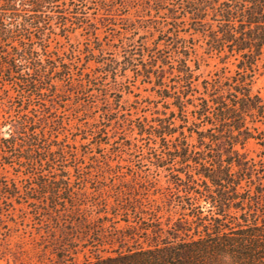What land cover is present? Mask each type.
Returning <instances> with one entry per match:
<instances>
[{
	"label": "trees",
	"instance_id": "16d2710c",
	"mask_svg": "<svg viewBox=\"0 0 264 264\" xmlns=\"http://www.w3.org/2000/svg\"><path fill=\"white\" fill-rule=\"evenodd\" d=\"M153 2L163 19L152 27L159 29L155 42L125 44L122 59L106 64L93 44L100 19L88 14L85 0H0V164L20 179V186L1 182L0 203L23 202L35 208L41 226L60 231L63 240L55 246L60 264H264V133L257 126L264 106L252 92L264 60V0ZM78 31L89 42L84 53L56 47L57 38L67 40ZM193 35L202 41L203 54L221 64L208 78L198 74V58L192 59ZM89 63L107 77L136 71L168 99L173 108L168 115L133 128L147 141L154 170L169 176L160 194L165 205L181 212L175 220L166 218L164 228L161 212L137 199L103 205L98 222L133 220L145 226L150 220L155 225L141 229H150L152 237L143 233L141 246H126L123 239L135 234L112 226L110 238H93V259L79 263L76 248L91 243V229L83 218L88 211L83 188L70 179L68 169L75 171L79 160L65 141L59 109L68 92L76 98L93 91L108 95L86 72ZM251 139L262 148L258 160L239 150ZM105 245L110 255L100 256Z\"/></svg>",
	"mask_w": 264,
	"mask_h": 264
},
{
	"label": "rangeland",
	"instance_id": "374dc122",
	"mask_svg": "<svg viewBox=\"0 0 264 264\" xmlns=\"http://www.w3.org/2000/svg\"><path fill=\"white\" fill-rule=\"evenodd\" d=\"M85 1L89 7L88 14L93 16L92 14L98 13L100 19V23L97 24L99 40L93 43L96 48H101L103 53L98 60L106 64L114 60L119 62L124 56L123 47L127 48L129 45L139 47L142 43L150 45L155 42L159 29L152 27L156 26L157 22L161 23L163 19L157 17L153 9V0ZM99 4L102 9L95 11L94 8ZM59 11L62 9L59 8ZM183 36L189 37L187 34ZM56 43L59 50L74 49L84 53L89 42L86 41V36L78 31L70 34L67 40L57 38ZM191 43L195 48L192 59L199 60L198 74L202 78H208L221 67V64L217 59L207 58L203 54L204 46L197 35H193ZM95 53L98 54V51ZM83 56L81 55L82 58ZM96 66L89 63L85 66L89 68L86 72L89 71L92 78H97V81L103 84L100 88L108 95L103 96V93L93 91L92 96L81 95L76 98L68 92L62 95L63 102H60L62 107L59 109L65 118V141L71 145L79 160L75 171L72 168L68 169L70 179L74 180V187L83 188L88 210L83 218L91 229L89 233L91 243L86 248L81 245L76 248L78 251L74 260L79 263L84 259H93L92 254L95 252L93 238L94 240L110 238L111 234H114L110 228L112 226L116 231L135 234L123 239L126 246L134 245L136 242L141 246L143 233L146 238L152 237L150 229L147 231L141 229L155 225L150 220L144 221L145 226L133 220H130L129 224L114 220L116 222L114 225L113 221L98 222V219L104 216L98 213L103 205L112 206L119 198L137 199L149 204L146 207H149L150 211L161 212L158 216L164 228L166 218L175 220L181 212L179 207L174 206L172 209L165 205L166 199L160 194L168 187L169 176L154 170L145 152L147 141L140 139L133 128V125L142 126L147 123L151 125L155 118L168 115V112L173 110L168 104V99L161 97L162 93L157 83L143 81L140 73L136 71H126L124 75L118 73L114 77H107L101 74L102 70ZM228 68L231 70L233 67L228 65ZM165 85L172 86L174 83L166 81ZM252 92L260 97L264 106V60L259 64L253 79ZM257 126L264 133V120ZM94 131L97 135L92 138ZM3 135L6 137V134ZM98 141L103 145L99 148L94 147ZM239 150L247 158L255 160L259 159L262 152L258 142L252 139ZM76 179L84 180V183ZM4 180L17 181V185L20 186V179L14 176L12 170L0 164V186ZM34 209L23 202L15 203L8 200L0 203V264H60L61 259L56 255L55 246L63 240L61 233L57 229H45L46 226H41L37 215H33ZM170 210L178 213L170 214L168 213ZM96 226L102 229H96ZM127 226L135 230L128 231ZM91 234H102L103 237H94ZM68 240L77 242L75 238ZM112 248H117V244H112ZM110 250V246L105 245L99 248L98 253L100 256H109Z\"/></svg>",
	"mask_w": 264,
	"mask_h": 264
}]
</instances>
